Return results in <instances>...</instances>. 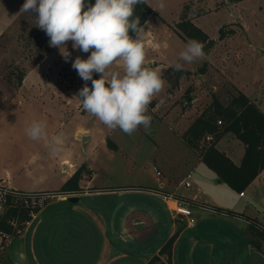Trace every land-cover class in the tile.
<instances>
[{"label":"crops","instance_id":"1","mask_svg":"<svg viewBox=\"0 0 264 264\" xmlns=\"http://www.w3.org/2000/svg\"><path fill=\"white\" fill-rule=\"evenodd\" d=\"M144 1L149 5L147 0ZM204 1L206 0H197L200 5H203ZM224 3L222 8L216 7L215 10H228L232 7L226 1ZM204 10L208 14V11ZM152 16L148 19L149 28L144 25L146 32L142 34V39L145 49L153 51L158 50L159 45L156 43ZM231 17H234V14ZM199 18L193 19L195 25ZM230 23L232 22L226 25L229 26ZM237 25L245 31V23ZM171 28L181 38L177 34L176 25ZM229 38L217 41V45ZM183 41L187 44L184 39ZM171 64V62L157 61L156 58L145 60V66L157 70L168 83L170 82L164 78V72L173 67ZM206 68L207 71L202 78H205L209 72L207 65ZM183 70L190 72L189 76L193 74L185 68ZM94 75L99 78V74ZM25 80H28V77ZM196 88L191 94L192 104L188 107L184 106L185 109L197 106L194 103L198 100L193 96ZM170 89L171 87L168 93ZM238 92L240 93L239 90ZM212 94L219 95L216 92ZM69 100L72 101L70 97L68 103ZM251 101L264 112V102L258 99ZM68 103L61 108L57 106V109L51 110L53 114L47 111L43 113L44 117L50 115L54 123L49 138L63 134L62 150L58 154H53L47 145L49 154L45 157L46 164L44 159L33 155L18 172L5 168L0 173V181L22 192L58 193L66 182L80 171L81 190L55 198L26 224L16 238L13 237L11 244L0 238V255L5 256V261L0 260L2 263L146 264L176 232H180L174 247V264H264V232L255 230L250 224L256 222L264 226V209L255 208L257 192L259 189L264 190V170L244 192V196H241L220 181L218 175L203 163L198 152L186 145L182 135L187 129L178 135L180 137L178 140L186 156L193 160L187 157L181 158L179 171L183 173L182 180H176V174L171 175V171L167 172L166 162L154 160L156 170L161 172V176H157L156 173L157 180L154 184H109L112 174L107 169V165L99 160L97 147L91 145L94 139L92 129L76 125L70 133L65 132L69 121L74 118L84 120L87 113L81 111L78 114L79 112L70 110ZM158 107L159 103H155L154 113ZM197 108L195 119L204 110ZM108 138L113 142L114 149L109 147ZM108 138L99 144L105 147L106 154L131 158L111 137ZM88 144L90 152L85 153L87 158L83 155L79 156L77 150L86 149ZM217 149L230 157L236 165H241L245 146L235 135L224 136L217 143ZM133 164H136L134 160ZM175 166L173 165V169H177ZM175 169L173 171L177 172ZM99 174L103 176V182H97ZM188 175H191L190 179ZM24 178L32 181L30 189H22L20 180ZM187 181L191 183L190 188L185 186ZM52 184L54 188L49 187ZM225 192L232 193L239 199H246L245 204L241 207L229 205L227 200L223 201L224 198H220L221 193ZM170 197L175 200H168ZM71 199H77V202H71ZM177 201L189 205L196 220L194 227L188 226L186 218L175 215ZM241 246L244 247L243 252L238 253Z\"/></svg>","mask_w":264,"mask_h":264},{"label":"rangeland","instance_id":"2","mask_svg":"<svg viewBox=\"0 0 264 264\" xmlns=\"http://www.w3.org/2000/svg\"><path fill=\"white\" fill-rule=\"evenodd\" d=\"M147 1L155 11L152 26L159 49H145L146 59L156 58L157 61L171 62V66L179 60V54L186 43L172 31L171 26L180 22L183 7L188 3H194L208 11L207 15L196 21V25L211 40L219 41L220 29L229 22L232 23L226 30L236 29L239 32L219 43L202 60L191 64L181 61L184 68L193 74L182 78L184 80H181L173 94L168 93L171 85L166 82L163 90L154 96L147 112L152 117L149 129L145 130L141 126L133 135H127L118 128L110 129L89 113L85 114L84 120L74 118L76 121L73 119L68 122L66 133H70L76 125L92 129L94 139L91 145L97 147L99 160L111 172V182L107 181L112 185L154 184L157 180L154 160L166 162L167 172L176 174V180H182L183 173L179 171V164L181 158L187 156L179 143L178 135L184 133L193 123L197 107L199 110L204 109L211 103L212 93L219 94L225 106L229 105L232 97L239 94L238 90L251 100L264 102V0H246L232 5L230 10L220 11L215 9L222 5V0H206L203 5L197 0ZM24 2L25 0H0V173L5 168L13 172L20 171L33 155L44 159V164L47 163L45 157L49 153L46 142L32 140L26 134V128L31 122L38 120L46 122V130L50 136L54 123L50 115L44 117L45 111L53 114L51 110L57 109V106H65L70 97V110L79 112L78 114L81 111L86 112L75 97L84 86V81L71 63L78 55L87 59L90 53L73 50L72 45L68 44L71 58L65 62L59 49L49 46V37L45 32L35 26V13L20 12ZM161 2L165 5L163 9L159 7ZM232 14L234 17H231ZM239 23H245V31L240 29L237 25ZM204 65H207L209 72L202 78L200 71ZM113 70L123 74L119 63L113 65ZM21 72L26 74L25 79L28 77L22 85L18 82ZM190 85L194 89L197 87L193 96L198 102L194 103L197 106L185 109L184 93ZM155 103H159L156 113L153 112ZM108 137L128 153L136 164L126 156L106 154L105 147L99 144ZM89 152V144L86 149L77 150V154L85 158V153ZM188 159L193 160L191 157ZM133 165L135 166L132 167ZM173 165H176L177 169H174L177 172L173 171ZM102 177L99 174L97 182H103ZM20 181L22 189H30L33 184L25 178ZM49 187L55 186L52 184ZM231 194L221 193L220 198H224L223 201L227 200L234 207L245 204L246 199H239ZM255 206L264 209L262 189L257 192ZM243 249L241 246L238 253H242ZM0 260L5 261V256L0 255Z\"/></svg>","mask_w":264,"mask_h":264},{"label":"clouds","instance_id":"3","mask_svg":"<svg viewBox=\"0 0 264 264\" xmlns=\"http://www.w3.org/2000/svg\"><path fill=\"white\" fill-rule=\"evenodd\" d=\"M144 0H25L20 12L35 13L36 27L49 37L50 47L59 49L68 62L73 50L90 53L87 59L76 56L71 66L84 81L76 98L82 108L110 129L133 135L141 126L151 127L148 108L166 81L162 74L145 66L146 51L142 34L145 26L135 15L136 6ZM159 7L163 9L164 3ZM196 9L190 11L194 15ZM204 44L191 39L179 54L174 71H182L184 63H195L205 57ZM183 61L184 63H181ZM120 64L123 74L113 70ZM99 74V79H94ZM91 81V87L88 82ZM45 121L33 120L26 128L32 140H44L53 154L62 150L63 134L49 138Z\"/></svg>","mask_w":264,"mask_h":264},{"label":"trees","instance_id":"4","mask_svg":"<svg viewBox=\"0 0 264 264\" xmlns=\"http://www.w3.org/2000/svg\"><path fill=\"white\" fill-rule=\"evenodd\" d=\"M229 5H234L246 0H223ZM91 4L95 0H87ZM222 3L220 7L225 5ZM219 7V6H218ZM219 7V8H220ZM195 8L194 15H190L191 9ZM155 12L145 1L136 6L135 15L140 17V24L145 25L149 17ZM207 12L194 3L185 4L181 14L180 22L176 25L177 34L188 42L196 39L204 44V52L208 55L217 45V42L211 40L209 36L193 23L194 18L203 17ZM229 26H223L219 31V41L234 36L237 31L232 29L227 31ZM207 71L206 65L201 69L203 75ZM173 73L175 75H173ZM191 73L187 71H174L173 67L164 72V78L169 80L172 93L179 86L180 80ZM26 74L21 72L18 75V82L22 85ZM94 79H99L96 75ZM91 87V81L88 82ZM194 92L192 86L184 93L186 101L185 107L192 104L191 94ZM221 122V124H219ZM227 134H233L245 146V155L240 166L236 165L230 157L217 149V143ZM210 139V140H209ZM186 145L198 152L203 163L215 172L219 179L227 184L235 192L242 194L255 181V179L264 170V112L245 94L239 93L233 97L228 106H225L220 98L213 94L212 101L207 105L199 116L194 120L191 126L183 135ZM109 147L115 148L113 142L108 139ZM81 180L80 171L66 182L63 188L58 192L59 195H69L73 192H79V181ZM41 210L36 211L34 215ZM219 212H224L217 210ZM227 214H236L227 212ZM33 220L30 210L25 208H10L0 215V232H4L16 238L18 231H23L26 224ZM16 222V226L12 222ZM252 228L259 230L260 223L250 222ZM180 232H176L146 264H174L173 253L175 244L179 238Z\"/></svg>","mask_w":264,"mask_h":264},{"label":"built area","instance_id":"5","mask_svg":"<svg viewBox=\"0 0 264 264\" xmlns=\"http://www.w3.org/2000/svg\"><path fill=\"white\" fill-rule=\"evenodd\" d=\"M186 106V104H184ZM221 124V122H219ZM210 140V139H209ZM157 176H161V172L155 170ZM191 178V175H188V179ZM187 188H190L191 183L187 181L185 183ZM244 196V193L241 194ZM60 197L56 192H39V193H27L19 190H15L7 186L4 182L0 181V215L3 214L10 208H25L30 210L33 217L35 216V212L42 210L46 206L49 205L50 201ZM168 200H175L173 197L168 198ZM178 204L174 209V213L177 216L183 217L187 219V224L190 227H194L196 225V220L193 218V213L189 207V205L182 201H177ZM12 225L16 226V222L13 221ZM259 230L264 232V226L260 225ZM21 231H18L20 234ZM0 238L6 240L8 244H11L14 240L13 236H10L4 232H0ZM0 264H4L0 261Z\"/></svg>","mask_w":264,"mask_h":264},{"label":"water","instance_id":"6","mask_svg":"<svg viewBox=\"0 0 264 264\" xmlns=\"http://www.w3.org/2000/svg\"><path fill=\"white\" fill-rule=\"evenodd\" d=\"M221 181V180H220ZM71 202H77V199H71Z\"/></svg>","mask_w":264,"mask_h":264}]
</instances>
